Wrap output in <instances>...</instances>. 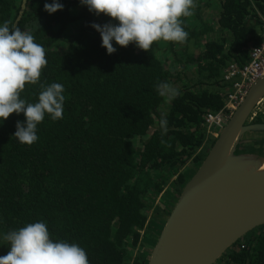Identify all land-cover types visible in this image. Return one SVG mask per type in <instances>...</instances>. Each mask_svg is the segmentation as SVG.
Instances as JSON below:
<instances>
[{
    "label": "trees",
    "instance_id": "obj_1",
    "mask_svg": "<svg viewBox=\"0 0 264 264\" xmlns=\"http://www.w3.org/2000/svg\"><path fill=\"white\" fill-rule=\"evenodd\" d=\"M219 1L217 35L201 12L211 1L199 0L197 10L181 18L187 43L161 40L148 51L131 43L109 55L91 24L112 18L93 15L86 6L74 15L70 7L80 0H61L64 8L54 14L44 9L52 0H30L31 11L17 23L21 6L0 0V25L29 30L48 61L39 83L26 84L21 98L36 103L41 84L61 83L65 90L63 118L46 115L36 143L21 144L14 137L17 121L26 119L23 113L10 114L0 125L5 237L42 221L54 241L83 247L90 264L148 263L147 252L134 254L135 247L148 243L158 221L156 212L148 224L145 200L162 191L177 167L200 165L206 158L216 138L207 133L205 115L224 108L231 86L224 71L233 62L245 64L251 47L262 41L264 0ZM73 22H79L75 37L63 51L50 49ZM159 82L175 85L179 95L170 102L159 96ZM259 122L261 117L254 121ZM188 179L181 172L176 183L183 189ZM175 192L178 198L181 188ZM146 226L141 244L140 229ZM4 242L6 255L10 247ZM216 264H264V224Z\"/></svg>",
    "mask_w": 264,
    "mask_h": 264
},
{
    "label": "clouds",
    "instance_id": "obj_2",
    "mask_svg": "<svg viewBox=\"0 0 264 264\" xmlns=\"http://www.w3.org/2000/svg\"><path fill=\"white\" fill-rule=\"evenodd\" d=\"M82 6L112 21L91 27L101 35V46L107 54L117 51L116 45L127 47L134 43L139 49L151 50L154 42L187 43L189 33L182 26V17L193 14L194 0H80ZM61 0L46 2L49 14L63 10ZM46 52L35 42L29 30L18 26L0 25V125L12 113H23L24 121H17L14 137L21 144L32 145L39 139L38 125L49 116L56 121L63 118L65 95L61 83L41 84L36 103L21 98L26 84H37L47 66ZM159 96L172 101L178 90L168 82L156 85ZM160 126L167 132V119L162 115ZM10 251L0 256V264H90L86 250L77 243L54 241L42 221L7 233Z\"/></svg>",
    "mask_w": 264,
    "mask_h": 264
},
{
    "label": "water",
    "instance_id": "obj_3",
    "mask_svg": "<svg viewBox=\"0 0 264 264\" xmlns=\"http://www.w3.org/2000/svg\"><path fill=\"white\" fill-rule=\"evenodd\" d=\"M259 104L264 105V75L184 185L147 264H216L264 224V111ZM258 116L262 122L254 123Z\"/></svg>",
    "mask_w": 264,
    "mask_h": 264
},
{
    "label": "flooded vegetation",
    "instance_id": "obj_4",
    "mask_svg": "<svg viewBox=\"0 0 264 264\" xmlns=\"http://www.w3.org/2000/svg\"><path fill=\"white\" fill-rule=\"evenodd\" d=\"M14 1L17 4V6H21V9H20V12H19V17H17V19H16V23H17V21L20 19V17L25 12H28L30 10L28 8V4H29L28 2L30 0H14ZM71 1H75V0H71ZM210 1H211L210 2L211 4L208 5V6L206 4L205 5L203 4L204 6L202 7V11L201 12L208 20H210L212 22L211 24H212L214 33H215V35H217V33L221 30V27H220V24H219V18H220V12H221V6L220 5L221 4H220L219 0H210ZM198 2H199V0H194L195 7L193 9V12H195V10H197L196 8L199 5ZM83 7L84 6H82L80 3H76V4H73L70 7V11L74 15L77 16ZM15 11H16V9H14V12ZM93 15H95V14L93 13ZM112 19L110 21H112ZM262 23H263V19H262ZM78 24H79V22H73L72 24H70L67 27L66 31L64 32L63 39L60 40V43L59 44L58 43H54L50 47V49L56 50V48L58 46V50L59 51H63L65 46L68 44V42L71 41L72 38H74L75 35L77 34ZM114 46L117 47V50H118L119 45H116L115 42H114ZM177 50H181V48H178ZM168 55L169 54H165L163 56L165 61L168 59V57H167ZM258 117H261V116H258ZM210 137L216 138L214 136H210ZM198 167H199V165H197L196 163H192V162H189L188 164H185V165L177 167V170H176L177 173L175 175H173L170 179H168L166 177L168 182H167V184H164L162 186V191L158 192V193H155V192L152 193L153 195H150V197L145 200V203L147 205L148 219H149V220H147L148 224H149V221H150L151 217L153 215H155L156 212L159 213L161 211H166L168 214H170L171 211L173 210V208L175 207L176 202H177V200L179 198V197L176 198L177 195H176L175 190H177V186L181 188V192L183 190L182 186L179 185L178 183H176L179 173L183 172L188 177H190V176L193 175L194 171H196L198 169ZM0 184H2V178L1 177H0ZM164 226H165V224H164ZM146 229H147V226L144 227L143 229H140L141 239L143 238L144 234L146 233ZM4 238H5V234L3 232L2 224L0 222V256L5 255ZM156 242H154V243H156ZM141 244H143V239H142V243ZM140 246L138 245V247H135L136 251H139L138 248ZM154 246H153V248H154ZM136 251H135L134 254L138 255L139 252H136ZM143 251L148 252L149 250L143 249ZM150 252H152V251H150Z\"/></svg>",
    "mask_w": 264,
    "mask_h": 264
},
{
    "label": "built area",
    "instance_id": "obj_5",
    "mask_svg": "<svg viewBox=\"0 0 264 264\" xmlns=\"http://www.w3.org/2000/svg\"><path fill=\"white\" fill-rule=\"evenodd\" d=\"M261 36L262 41L251 47L249 59L245 64L233 62L224 71V79L231 86L226 95L224 108L220 111L208 112L205 115L204 125L210 136L218 137L252 85L264 75V18Z\"/></svg>",
    "mask_w": 264,
    "mask_h": 264
},
{
    "label": "crops",
    "instance_id": "obj_6",
    "mask_svg": "<svg viewBox=\"0 0 264 264\" xmlns=\"http://www.w3.org/2000/svg\"><path fill=\"white\" fill-rule=\"evenodd\" d=\"M168 215L169 214L166 211H161V212L158 213V215H157V220H158L157 224L153 226L154 227L153 235L155 236V239H158V237H159V235H160V233L162 231V228L164 227L163 223L165 224V222L167 221ZM161 222H162V225H161Z\"/></svg>",
    "mask_w": 264,
    "mask_h": 264
},
{
    "label": "rangeland",
    "instance_id": "obj_7",
    "mask_svg": "<svg viewBox=\"0 0 264 264\" xmlns=\"http://www.w3.org/2000/svg\"><path fill=\"white\" fill-rule=\"evenodd\" d=\"M172 86L175 87V85H172ZM175 88H176V87H175ZM260 110H261V111H264V105H261ZM261 111H259V114H261V113H260ZM263 115H264V114H263ZM189 178H191V176H190ZM168 217H169V215H168ZM162 222H163V221H162ZM162 222H161V225H162ZM144 235H145V234H144ZM152 235H153V231H152V233H151V237H149V241H148V243H146V245H144L141 249L138 248L139 251H136V250H135L136 248L134 249L136 252H139V253H143V252H144L143 249H145V250H149V251L147 252L148 255L146 256L148 259H149L150 253H151L150 251H152L153 246L155 245V243H154L155 236H154V235L152 236ZM145 254H146V253H145Z\"/></svg>",
    "mask_w": 264,
    "mask_h": 264
},
{
    "label": "bare ground",
    "instance_id": "obj_8",
    "mask_svg": "<svg viewBox=\"0 0 264 264\" xmlns=\"http://www.w3.org/2000/svg\"><path fill=\"white\" fill-rule=\"evenodd\" d=\"M261 106V104L258 105V108Z\"/></svg>",
    "mask_w": 264,
    "mask_h": 264
}]
</instances>
